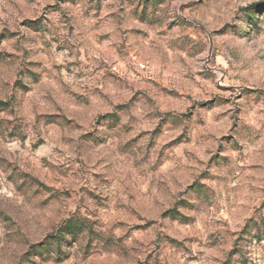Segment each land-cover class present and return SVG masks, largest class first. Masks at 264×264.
I'll list each match as a JSON object with an SVG mask.
<instances>
[{
	"label": "rangeland",
	"instance_id": "1",
	"mask_svg": "<svg viewBox=\"0 0 264 264\" xmlns=\"http://www.w3.org/2000/svg\"><path fill=\"white\" fill-rule=\"evenodd\" d=\"M0 264H264V0H0Z\"/></svg>",
	"mask_w": 264,
	"mask_h": 264
}]
</instances>
